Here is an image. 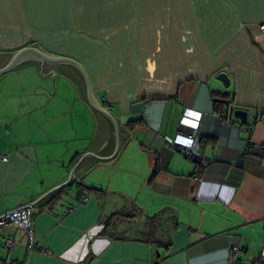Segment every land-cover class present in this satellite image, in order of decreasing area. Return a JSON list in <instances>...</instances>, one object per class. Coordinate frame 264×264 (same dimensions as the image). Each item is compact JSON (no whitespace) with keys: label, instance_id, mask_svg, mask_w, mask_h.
I'll return each instance as SVG.
<instances>
[{"label":"crops","instance_id":"crops-1","mask_svg":"<svg viewBox=\"0 0 264 264\" xmlns=\"http://www.w3.org/2000/svg\"><path fill=\"white\" fill-rule=\"evenodd\" d=\"M262 21L264 0H0V66L32 46L72 59L109 113L72 64L32 59L0 76V216L30 206L36 249L9 225L17 246L0 259L256 264ZM183 134L199 137L195 155L182 156Z\"/></svg>","mask_w":264,"mask_h":264},{"label":"built area","instance_id":"built-area-1","mask_svg":"<svg viewBox=\"0 0 264 264\" xmlns=\"http://www.w3.org/2000/svg\"><path fill=\"white\" fill-rule=\"evenodd\" d=\"M258 30L262 34H264V21H262L258 25ZM199 137L197 135L193 134H183L182 136H179L178 139H175V142L179 144V150L182 154V156L190 157L192 155H195V149L196 145L198 144ZM249 151V150H247ZM256 152L262 154L264 153V146L258 145L256 147ZM1 159L3 161H7L6 156H1ZM88 196L89 191L82 189L78 195L79 202L84 204L88 202ZM32 212L31 207H20L16 208L13 211L4 213L2 216H0V249L2 251L10 252L12 251L16 246L17 242L13 238L6 237L4 234V231L6 228L9 227V225H14L19 228L21 233L24 237H26L27 240V246L26 250H36L35 249V241L33 237V228L31 225L32 222ZM229 261H232L235 257H238L242 252L238 247H232L229 250ZM44 254H50V252L43 251ZM0 264H22L20 262H16L13 260H1ZM256 264H264V250L260 253L258 259L256 260Z\"/></svg>","mask_w":264,"mask_h":264},{"label":"water","instance_id":"water-1","mask_svg":"<svg viewBox=\"0 0 264 264\" xmlns=\"http://www.w3.org/2000/svg\"><path fill=\"white\" fill-rule=\"evenodd\" d=\"M32 59H37L40 62H44V63L45 62L54 63V64L65 63V64H72L73 66H75L79 70L81 75H83L85 87L87 88V97H88L91 107L93 108V110L98 111L102 113L103 115L109 117V113L105 111L101 105L98 104L96 99H94L87 75H85V72L83 71V69L78 64H76L72 59H67V58L59 57V56L57 57L48 56L46 54L41 53L35 46L25 47L15 52L13 55H11L8 58V60L0 66V76L7 74L9 71L13 70L18 65H20V63H23V62H26ZM217 79L219 81H222L226 88L229 87L230 81L225 73H220L217 76ZM213 101L215 103L219 102L222 104H226V101L222 100L219 97L215 98ZM230 115L237 118L240 121V124L242 125L247 123L248 116L245 110H240V109L231 110Z\"/></svg>","mask_w":264,"mask_h":264},{"label":"trees","instance_id":"trees-1","mask_svg":"<svg viewBox=\"0 0 264 264\" xmlns=\"http://www.w3.org/2000/svg\"><path fill=\"white\" fill-rule=\"evenodd\" d=\"M217 106H218V109H219V110H218V113L220 112V115H222L221 117H222V118H225L224 115H223V110H220V109L222 108V106L219 105V104H218ZM104 232H105V229L103 230L102 233H104Z\"/></svg>","mask_w":264,"mask_h":264},{"label":"rangeland","instance_id":"rangeland-1","mask_svg":"<svg viewBox=\"0 0 264 264\" xmlns=\"http://www.w3.org/2000/svg\"><path fill=\"white\" fill-rule=\"evenodd\" d=\"M0 257H2V252L0 251Z\"/></svg>","mask_w":264,"mask_h":264}]
</instances>
